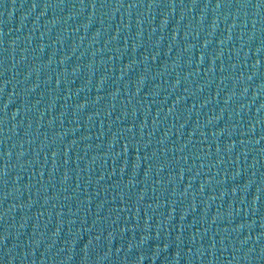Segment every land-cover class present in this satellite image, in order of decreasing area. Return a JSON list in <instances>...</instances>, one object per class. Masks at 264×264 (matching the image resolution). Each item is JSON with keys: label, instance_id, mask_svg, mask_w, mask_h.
<instances>
[{"label": "water", "instance_id": "water-1", "mask_svg": "<svg viewBox=\"0 0 264 264\" xmlns=\"http://www.w3.org/2000/svg\"><path fill=\"white\" fill-rule=\"evenodd\" d=\"M0 264H264V0H0Z\"/></svg>", "mask_w": 264, "mask_h": 264}]
</instances>
